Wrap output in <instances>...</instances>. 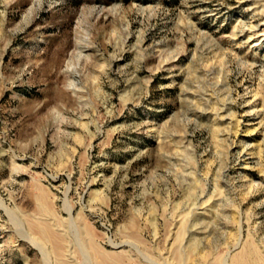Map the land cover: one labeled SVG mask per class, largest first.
<instances>
[{
	"label": "rangeland",
	"instance_id": "374dc122",
	"mask_svg": "<svg viewBox=\"0 0 264 264\" xmlns=\"http://www.w3.org/2000/svg\"><path fill=\"white\" fill-rule=\"evenodd\" d=\"M94 244L264 264V0H0V264Z\"/></svg>",
	"mask_w": 264,
	"mask_h": 264
},
{
	"label": "bare ground",
	"instance_id": "6f19581e",
	"mask_svg": "<svg viewBox=\"0 0 264 264\" xmlns=\"http://www.w3.org/2000/svg\"><path fill=\"white\" fill-rule=\"evenodd\" d=\"M42 202V201H41ZM44 228V227H43ZM40 233L44 236V237H47L48 235H47V231H46V229H41L40 230ZM52 236V235H51ZM181 236H182V234H181ZM43 237V238H44ZM62 237V236H61ZM183 237V236H182ZM64 239H66V238H64ZM89 239H90V237H89ZM193 239V238H192ZM46 241H47V239H46ZM50 241H52L51 239H50ZM57 242V244H58V241H56ZM61 245V247H62V244H60ZM59 245V246H60ZM64 245V244H63ZM51 248V247H50ZM57 248H59V247H57ZM66 248V247H65ZM180 249H182V247L180 248ZM189 250V249H188ZM65 255V254H64ZM89 255H91L92 256V259H94L95 261H101L102 263L101 264H108L109 262H106L107 261V259L109 258V256H107L106 254H104V253H102V252H100V250L97 248V247H95V244H94V246H92L91 247V253L89 254ZM67 256V255H66ZM88 256V255H87ZM236 256H237V258H238V260H241L242 258V260H244L245 258L243 257L244 255H237L236 254ZM85 258V257H84ZM250 258V257H249ZM87 260L89 261V262H91V257H87ZM241 260V261H242ZM67 261H69V260H67ZM98 261V262H99ZM64 262V261H63ZM71 262V261H70ZM194 264H195V262H193ZM58 264V263H57ZM91 264V263H90ZM93 264V263H92ZM112 264H113V262H112Z\"/></svg>",
	"mask_w": 264,
	"mask_h": 264
}]
</instances>
